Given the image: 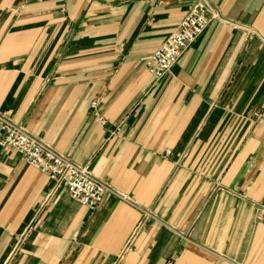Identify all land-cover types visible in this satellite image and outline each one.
<instances>
[{
  "label": "crops",
  "instance_id": "1",
  "mask_svg": "<svg viewBox=\"0 0 264 264\" xmlns=\"http://www.w3.org/2000/svg\"><path fill=\"white\" fill-rule=\"evenodd\" d=\"M197 1L0 0V112L131 201L0 145V264H264V0H208L160 80L144 60Z\"/></svg>",
  "mask_w": 264,
  "mask_h": 264
},
{
  "label": "built area",
  "instance_id": "2",
  "mask_svg": "<svg viewBox=\"0 0 264 264\" xmlns=\"http://www.w3.org/2000/svg\"><path fill=\"white\" fill-rule=\"evenodd\" d=\"M210 12V2L198 0L182 19L178 28L144 58L150 72L158 80L171 70L192 43L206 30L210 23ZM101 120L104 122L103 119ZM0 145L17 150L29 165L46 173L55 181L56 187L65 188L72 198L91 211L109 195L131 203L125 193L96 178L92 174L90 165L75 163L43 140L28 133L24 127L1 112ZM255 217L258 221L264 220V203L257 206Z\"/></svg>",
  "mask_w": 264,
  "mask_h": 264
}]
</instances>
